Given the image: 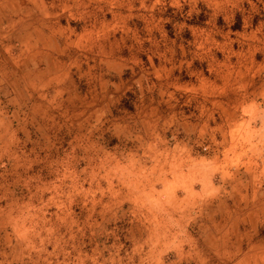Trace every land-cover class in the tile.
<instances>
[{
  "label": "rangeland",
  "instance_id": "obj_1",
  "mask_svg": "<svg viewBox=\"0 0 264 264\" xmlns=\"http://www.w3.org/2000/svg\"><path fill=\"white\" fill-rule=\"evenodd\" d=\"M0 264H264V0H0Z\"/></svg>",
  "mask_w": 264,
  "mask_h": 264
}]
</instances>
